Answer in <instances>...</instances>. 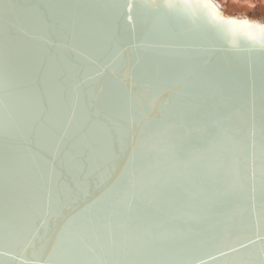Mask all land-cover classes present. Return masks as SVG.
<instances>
[{"label": "snow or ice", "instance_id": "1", "mask_svg": "<svg viewBox=\"0 0 264 264\" xmlns=\"http://www.w3.org/2000/svg\"><path fill=\"white\" fill-rule=\"evenodd\" d=\"M125 7L130 19L134 5ZM139 10L170 60L137 67L114 56L122 40L114 28L96 59L41 64V90L31 70L38 54L22 51L18 36L28 24L48 29L47 16L0 0V245L17 250L12 260L31 249L22 264H207L206 244L235 254L232 264H264V103L259 143L254 132L249 144L226 98L230 63L178 55L203 42L210 48L196 50L259 53L264 67V22L227 18L201 0H147ZM100 169L108 180L92 196ZM246 205L249 217L237 224L233 213ZM41 216L55 222L54 242L38 238Z\"/></svg>", "mask_w": 264, "mask_h": 264}, {"label": "water", "instance_id": "2", "mask_svg": "<svg viewBox=\"0 0 264 264\" xmlns=\"http://www.w3.org/2000/svg\"><path fill=\"white\" fill-rule=\"evenodd\" d=\"M18 3L24 5H35L39 11L45 13L50 27L41 29L35 24L25 25V31L18 36V46L22 51H30L38 54L33 61L34 73H37L38 87L43 90L45 88V74L39 71L41 64L47 65L53 63L61 65L66 60H83L85 58L96 59L97 52L108 47L113 39V30L117 29L122 40L120 47L113 53L114 56H120L125 62L137 67H150L155 64L164 63L170 60L169 57L161 56V49L158 47L161 43L159 38L152 31V21L150 18H144L140 14L139 6L146 3L147 0H17ZM161 2V0H155ZM180 2V0H175ZM210 2L227 18H246L252 22H264V16L253 17L243 11L228 13L217 0H201V3ZM134 5L131 18L125 5ZM78 5L81 6L72 14L64 12L61 6ZM116 5L118 7H104ZM118 14L115 24L111 19L112 14ZM50 42V43H49ZM243 38H237V44L243 43ZM210 48V45L203 42H194L191 49L187 52L178 53V55H187L194 57L200 61H210L211 63H230L228 71V90L226 94L227 102L234 106L242 115L244 122L242 123L243 135L247 137L249 144L253 139L259 143V123L261 119V107L264 103V93L261 90V81L264 79V67L261 64L259 53H254L249 60L247 54H241L239 59L216 50H196ZM94 71L89 75L95 77L96 72L102 70L103 65L97 60V65H93ZM29 69L22 67L21 71ZM101 82L103 77L98 78ZM90 86L96 87L95 83ZM168 100V93L160 96V102ZM253 115L255 116V128L253 127ZM3 149L0 142V168L3 167ZM28 153L23 154V162L28 161ZM249 160H251V151L249 152ZM59 164V160H57ZM249 175H251V165L249 164ZM65 178L71 179L67 169H65ZM112 180L115 176L111 177ZM108 176L103 169L96 171L90 184V193L92 196L102 195L103 188L99 186L105 185ZM99 185V186H98ZM80 193V200L84 201L86 193L77 189ZM90 202V201H89ZM83 203L73 204L72 210L80 211ZM251 212L247 205L235 211L233 216L236 223L239 224L242 218H248ZM242 214V215H241ZM254 219V217H253ZM4 220V208L2 200H0V226ZM54 221H50L47 217L41 216L35 226L39 228L38 238L46 237L52 242L55 240V234L50 230V226L54 225ZM255 238V237H253ZM228 251V249H224ZM12 252L0 245V264H22L24 258H31V249L24 257L17 256L15 260L11 256L16 252ZM221 256L215 250L212 244H206L203 252V259L207 264H232L233 256ZM215 257V259H213Z\"/></svg>", "mask_w": 264, "mask_h": 264}, {"label": "bare ground", "instance_id": "3", "mask_svg": "<svg viewBox=\"0 0 264 264\" xmlns=\"http://www.w3.org/2000/svg\"><path fill=\"white\" fill-rule=\"evenodd\" d=\"M220 4H221V2L223 1L224 2V0H217ZM237 1H239V0H237ZM241 1V0H240ZM245 1V0H244ZM227 2V1H226ZM242 2V1H241ZM255 1L254 0H247L243 5H245L246 6V8L245 9H241L240 7H238V3H237V7H236V9H239L240 11H243V12H245L246 14H248V15H250V16H253V17H261V16H263V14H261L262 13V9H261V7H259L261 4H264V0H258V1H256L257 2V4L259 5H257L254 9H252V3H254ZM224 4H225V2H224ZM241 4V3H240ZM222 5V4H221ZM252 6V7H251ZM255 6V5H254ZM222 7H223V5H222ZM225 9H228L227 8V6H226V4H225ZM238 12V11H237ZM257 15V16H256Z\"/></svg>", "mask_w": 264, "mask_h": 264}, {"label": "rangeland", "instance_id": "4", "mask_svg": "<svg viewBox=\"0 0 264 264\" xmlns=\"http://www.w3.org/2000/svg\"><path fill=\"white\" fill-rule=\"evenodd\" d=\"M222 1V0H221ZM227 1V2H226ZM242 1V2H241ZM239 0V1H237V0H224V2H225V4H226V6H227V8L228 9H225L226 7H225V4H224V2L222 1L221 2V4L223 5V8L228 12V13H232V12H237V11H240L239 9H236V7H237V3L239 4L238 5V7H240L241 9H245L246 8V6L245 5H243L247 0ZM255 2L254 3H252V9H254L258 4H257V2L256 1H258V0H254ZM241 3V4H240ZM243 3V4H242ZM255 5V6H254ZM259 6V5H258ZM259 7H261V11H262V13L261 14H263V16H264V4H261ZM257 16V15H256ZM258 17V16H257Z\"/></svg>", "mask_w": 264, "mask_h": 264}]
</instances>
